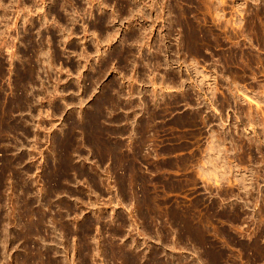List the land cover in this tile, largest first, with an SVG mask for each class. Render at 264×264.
Listing matches in <instances>:
<instances>
[{
    "label": "rangeland",
    "instance_id": "1",
    "mask_svg": "<svg viewBox=\"0 0 264 264\" xmlns=\"http://www.w3.org/2000/svg\"><path fill=\"white\" fill-rule=\"evenodd\" d=\"M0 264H264V0H0Z\"/></svg>",
    "mask_w": 264,
    "mask_h": 264
}]
</instances>
